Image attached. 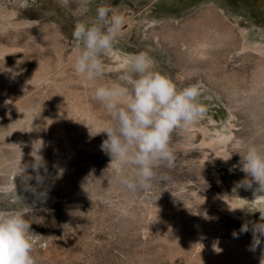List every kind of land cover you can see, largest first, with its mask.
Here are the masks:
<instances>
[{
    "label": "rangeland",
    "instance_id": "374dc122",
    "mask_svg": "<svg viewBox=\"0 0 264 264\" xmlns=\"http://www.w3.org/2000/svg\"><path fill=\"white\" fill-rule=\"evenodd\" d=\"M99 6L126 19L114 48L147 52L178 87H201L213 127L232 131L226 156L234 161L227 167L223 154L199 146V128L177 129L175 167L160 170L167 179L148 191L123 189L118 177L124 170L109 168L111 158L100 147L107 134L98 125L110 117L92 96L95 84L120 73L105 65L95 83L76 75V20L55 0H0V186L14 179L17 185V194H8L10 201L0 207L22 211L31 223L40 264H260L264 242L251 250V228L240 229L259 222L263 209H223L226 187L215 175L237 185L245 178L239 153L249 144L264 145L261 57L239 50L245 27L249 43L264 42V0H91L83 19ZM9 10L13 16H5ZM9 18L14 25H6ZM143 20L151 24L139 25ZM199 41L215 46L200 54L192 48ZM255 81L262 82L260 89L250 92ZM231 89L245 91L247 102H234ZM76 125L83 130L72 132ZM37 154L46 168L39 170L41 183L27 169L34 194L16 175L20 163L33 164ZM231 189L234 197L248 193Z\"/></svg>",
    "mask_w": 264,
    "mask_h": 264
},
{
    "label": "clouds",
    "instance_id": "9594fccd",
    "mask_svg": "<svg viewBox=\"0 0 264 264\" xmlns=\"http://www.w3.org/2000/svg\"><path fill=\"white\" fill-rule=\"evenodd\" d=\"M55 3L76 20L72 33L76 75L90 83L101 81L106 70L104 58L118 42L124 17L114 11L109 15L111 9L99 6L95 15L85 20L91 0H55ZM156 64L144 51L128 56L120 65L123 71L117 80L95 84L92 93L93 99L103 105L110 117L102 131L107 139L102 142L101 150L111 158L109 168L116 165L124 170L118 177L119 184L132 193L148 191L158 180L167 179L160 170L175 167L176 145L172 134L177 129H188L207 111L204 100L208 97L199 85L178 87ZM239 154L238 166L245 178L238 182L237 188L258 185L257 199L258 195H264V145L249 144ZM34 157L31 165L20 163L22 171L16 177L22 178L26 190L36 194L37 189L29 183L33 177L26 174L27 169L32 167L37 173V183H41L43 177L39 170L46 168V162L38 154ZM129 167L133 169L131 175L127 174ZM0 194V204L6 205L11 199L8 194H17L15 179L0 186ZM250 228L253 233L251 250L255 251L264 242V214L259 222L242 225L240 232ZM36 235L22 211L0 207V264H40L34 246ZM260 264H264V250Z\"/></svg>",
    "mask_w": 264,
    "mask_h": 264
},
{
    "label": "bare ground",
    "instance_id": "6f19581e",
    "mask_svg": "<svg viewBox=\"0 0 264 264\" xmlns=\"http://www.w3.org/2000/svg\"><path fill=\"white\" fill-rule=\"evenodd\" d=\"M117 13V12H115ZM14 14V12H13ZM12 12H10V10L8 12H6L5 16H13ZM8 18V17H7ZM11 18V17H10ZM7 19L5 21L6 25H14L13 24V21ZM12 19V18H11ZM70 19V18H69ZM73 19V18H72ZM126 20V19H125ZM137 23V22H136ZM150 23V20H143L141 23H139V25L142 26L143 24V27H145L146 25H149ZM20 24V23H19ZM33 24V23H32ZM151 24V23H150ZM27 25V24H26ZM75 25V24H73ZM125 25H126V22H125ZM72 26V25H71ZM140 26V27H141ZM21 27V26H20ZM74 27V26H73ZM147 27V26H146ZM5 28V25L2 23V26H0V30ZM137 28H138V25H137ZM74 29V28H73ZM18 30V29H17ZM153 30V29H152ZM229 30V28H228ZM231 30V29H230ZM138 30H136L137 32ZM140 31V30H139ZM241 46L239 47V50L241 51H245L247 49H250L252 51H255L257 52L259 55H260V59H261V63L259 64L260 65V68L261 70H264V42H256V43H249L248 42V31H249V28H242L241 30ZM144 32V31H143ZM50 35V34H49ZM60 35V34H59ZM121 35V34H120ZM226 35V34H225ZM228 35V34H227ZM230 35V34H229ZM121 37V36H120ZM226 37V36H225ZM228 37V36H227ZM224 38V37H223ZM231 39V38H230ZM216 43V42H215ZM215 46L214 42H206V41H199V42H196L195 44L193 43V46L192 48L200 53V54H205V55H208V47L209 46ZM3 48V47H2ZM0 47V50L2 49ZM238 48V47H237ZM4 49V48H3ZM207 49V50H206ZM4 50H2L3 52ZM6 51V50H5ZM194 51V52H195ZM212 52V51H211ZM196 54V53H195ZM244 54V53H243ZM131 55H134L133 53H130V52H120L118 51L116 48H113L111 54L104 58L107 63L105 64L107 69L109 70H114V71H117L119 73H121L123 71V69L120 67L121 63L123 62V60L128 57V56H131ZM229 56V55H228ZM241 57V56H240ZM251 58V57H250ZM259 59V58H258ZM157 64V68L159 69V63H160V60L158 59H154ZM244 60V59H243ZM259 62V61H258ZM161 67V66H160ZM259 68V67H258ZM211 69V68H210ZM3 71V70H2ZM264 73V71H262ZM255 85L253 86V91L251 90L250 92H257L258 89H260V86H261V81H255ZM232 84V82H231ZM222 85V84H221ZM233 85V84H232ZM230 86V85H229ZM234 89V88H233ZM252 89V88H251ZM230 91V90H229ZM231 91L233 92V90L231 89ZM235 91V90H234ZM242 91V90H241ZM261 91V90H260ZM262 92V91H261ZM245 91L243 92H239V90H236L235 92H233V95H234V99L233 101L234 102H244L245 101L247 102V98L244 97V99L246 98V100H244L243 98H241L242 94H244ZM236 94L239 96H236ZM241 94V95H240ZM246 94V93H245ZM258 94V93H257ZM252 95V94H251ZM264 95V94H263ZM228 96V95H227ZM257 96V95H256ZM238 97V98H237ZM255 97V96H254ZM258 97V96H257ZM264 98V97H263ZM251 99V98H250ZM251 100H254V99H251ZM249 100V102L251 101ZM257 100V99H255ZM259 100V99H258ZM231 101V100H230ZM242 102V103H243ZM248 102V103H249ZM258 102V101H257ZM251 103V102H250ZM262 103V102H261ZM232 104V103H231ZM236 104V103H235ZM241 104V103H240ZM247 104V103H246ZM253 104V103H252ZM259 104V102L257 103ZM242 105V104H241ZM245 106V104H243ZM248 105V104H247ZM246 105V106H247ZM260 105V104H259ZM249 106V105H248ZM243 107V106H242ZM253 110V108L251 109ZM245 112V111H244ZM243 112V113H244ZM27 114V113H26ZM33 114V113H32ZM250 114V113H249ZM29 115V114H27ZM89 115V114H88ZM32 118L34 115H31ZM235 116V115H234ZM254 116V115H253ZM28 117V116H27ZM84 117H86L85 119H87V115H84ZM90 119V118H89ZM87 119V120H89ZM91 121V120H89ZM97 122V120H96ZM87 123V122H86ZM91 123V122H90ZM89 124V123H88ZM103 124V123H102ZM90 125V124H89ZM213 125H215V121L213 118H210L209 115H204L198 122L194 123L192 126L194 127H197L200 129V131L202 132V140L201 142H199V146L203 147V146H209L215 150L218 151V153L220 152L221 154L224 155V162L223 164H225L227 167H229L232 163H233V159H230L228 156H226V153H227V150H226V147H227V144L228 142L230 141V139L232 138L231 137V134H232V131L229 130L227 131V129H230L229 127H222V128H219V127H213ZM80 126V125H79ZM86 126V125H85ZM91 126V125H90ZM97 126V125H96ZM101 130H103L106 126L105 125H98ZM212 126V128H211ZM77 128V125L74 126V128L72 127L71 130L72 132H77L78 129L79 130H83L81 127L78 128L77 130H75ZM199 131V130H198ZM180 143V142H179ZM188 144V143H187ZM192 144V143H191ZM184 145V144H182ZM184 148V146H183ZM185 150H187L185 148ZM208 152V151H207ZM228 155V153H227ZM236 164V163H235ZM239 164V163H238ZM238 168V167H237ZM217 177V180L218 182L220 183H224L225 184V189H224V198H223V202H222V208L223 209H229V210H233V209H243L245 206H248V205H251V204H257V205H260L261 208L263 209L262 211H264V196H261V195H258L257 199H256V195H255V190L256 188L258 187V185L256 184H253V186L251 188H246V187H241V191L243 190H246L248 191V193L246 194H238L234 197L235 193L233 191H231V187H237V185H234V184H231L230 182H225L222 180V178L218 175H215ZM218 184V183H217ZM230 186V187H229ZM240 192V191H239ZM234 194V195H233ZM259 206V208H260ZM242 249V248H241ZM244 250V249H243ZM241 254V253H240ZM243 255V254H242ZM245 257V255H244Z\"/></svg>",
    "mask_w": 264,
    "mask_h": 264
}]
</instances>
